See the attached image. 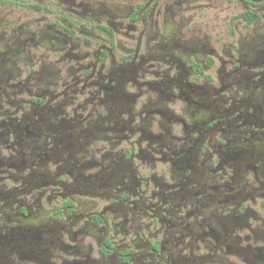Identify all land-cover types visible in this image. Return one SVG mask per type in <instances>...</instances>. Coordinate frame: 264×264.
<instances>
[{
  "label": "flooded vegetation",
  "instance_id": "flooded-vegetation-1",
  "mask_svg": "<svg viewBox=\"0 0 264 264\" xmlns=\"http://www.w3.org/2000/svg\"><path fill=\"white\" fill-rule=\"evenodd\" d=\"M0 264H264V0H0Z\"/></svg>",
  "mask_w": 264,
  "mask_h": 264
}]
</instances>
